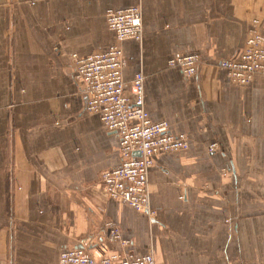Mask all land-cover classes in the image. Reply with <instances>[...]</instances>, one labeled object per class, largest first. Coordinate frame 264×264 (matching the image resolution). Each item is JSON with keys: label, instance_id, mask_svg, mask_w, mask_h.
I'll use <instances>...</instances> for the list:
<instances>
[{"label": "crops", "instance_id": "1", "mask_svg": "<svg viewBox=\"0 0 264 264\" xmlns=\"http://www.w3.org/2000/svg\"><path fill=\"white\" fill-rule=\"evenodd\" d=\"M133 6L144 32L120 43L127 90L143 73L151 119L190 142L154 156L151 213L104 192L120 140L72 67L117 43L106 13ZM256 23L264 34V0H0V264H57L85 243L156 264H264V73L240 84L218 64ZM179 52L199 54L195 76L169 66Z\"/></svg>", "mask_w": 264, "mask_h": 264}, {"label": "built area", "instance_id": "2", "mask_svg": "<svg viewBox=\"0 0 264 264\" xmlns=\"http://www.w3.org/2000/svg\"><path fill=\"white\" fill-rule=\"evenodd\" d=\"M106 21L114 31L117 43L88 56L73 54V74L87 97L86 111L98 114L105 128L116 133L120 140L122 161L102 174L104 192L110 198L149 213V171L154 164V156L188 149L189 137L185 133L171 132L168 121L151 119L145 109L143 73L135 74L127 90L123 75L126 63L120 43L141 41L144 30L140 7L110 9L106 13ZM168 63L171 67H179L185 77H193L198 72L201 59L197 53L179 52ZM218 64L232 81L240 84H247L257 73H264V34L257 23L250 30L240 56L235 60H220ZM209 148L215 151L217 142L210 144ZM106 228L111 243L127 245L114 222L108 221ZM57 264L156 263L152 253L124 255L111 251L106 245L99 246L97 252L92 253L85 243L64 249Z\"/></svg>", "mask_w": 264, "mask_h": 264}, {"label": "rangeland", "instance_id": "3", "mask_svg": "<svg viewBox=\"0 0 264 264\" xmlns=\"http://www.w3.org/2000/svg\"><path fill=\"white\" fill-rule=\"evenodd\" d=\"M198 73V72H197Z\"/></svg>", "mask_w": 264, "mask_h": 264}]
</instances>
